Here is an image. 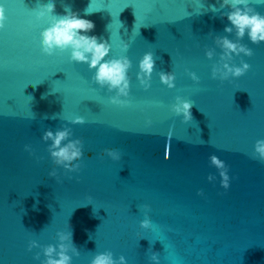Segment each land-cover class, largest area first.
<instances>
[{"label": "water", "instance_id": "1", "mask_svg": "<svg viewBox=\"0 0 264 264\" xmlns=\"http://www.w3.org/2000/svg\"><path fill=\"white\" fill-rule=\"evenodd\" d=\"M49 2L53 15L68 9L94 22L87 34L111 45L105 59L128 56L129 95L120 97L127 103L113 104L116 90L95 83V69L71 60L70 48L42 51L52 14L38 13ZM222 3L0 0L7 17L0 28V264H41L60 231L72 232L79 251L69 250L70 264H90L105 251L127 264H156L152 253L159 264H264V161L252 155L264 139V41L245 34L240 42L253 55L232 54L228 63L250 68L213 78L222 53L214 37L237 39L235 30L224 32L230 22L220 13L230 8ZM248 3L264 15V0ZM148 51L155 65L145 89L137 73ZM160 71L175 74V87L160 81ZM177 96L193 103V120L172 111ZM76 116L85 123L72 124ZM63 126L72 130L69 139L83 142L76 171L55 165L51 141L42 139L46 129ZM108 148L121 159L101 155ZM213 154L228 166L227 189ZM145 204L148 229L140 227ZM31 240L39 246L29 250Z\"/></svg>", "mask_w": 264, "mask_h": 264}, {"label": "clouds", "instance_id": "2", "mask_svg": "<svg viewBox=\"0 0 264 264\" xmlns=\"http://www.w3.org/2000/svg\"><path fill=\"white\" fill-rule=\"evenodd\" d=\"M228 6L230 8L227 12H221V16H226L230 22L226 25L224 32L233 33L235 30L236 40L229 39L228 36L216 35L214 37L215 43L222 49L220 56L221 63L213 65L212 77L226 80L229 76L240 77L250 68L246 62H241V66L230 65L228 61L232 59V54L239 55L243 53L247 56L253 55L251 48L247 47L240 41L245 34L249 37L252 43H260L264 41V15L255 11L249 6L248 0H223L221 8ZM90 7V6H89ZM47 13L52 14L55 10V4L49 2L41 6V11L38 13V18ZM213 11L219 9L213 8ZM86 14H90L88 8L85 10ZM7 17L5 9L0 6V28L5 26ZM95 28L92 20L78 16L76 12L66 9L64 15H51L50 26L41 32V47L42 51L48 55L53 54L57 49L64 51L71 49L70 59L76 62L87 63L90 69H95L93 80L101 87L107 85L108 90H116V95L111 96L110 100L113 104H125L127 101L121 100L120 97H127L129 95L130 81L128 70L131 67V61L127 55H121L119 58L105 59L108 56L111 45L96 35H88ZM211 35V33H210ZM127 42H122V49L127 51L129 48ZM214 52L212 49L207 50L206 55L211 58ZM153 52H145L142 59L139 61V72L137 79L140 84L147 89L150 87L151 74L154 70L155 60ZM192 80L199 81V77L195 72H190ZM160 81L169 88L175 87V74L173 72H159ZM176 103L173 104L172 111L177 115L183 114V121L187 122L193 120L191 108L193 103L187 99H182L180 96L176 97ZM72 124H84L85 118L83 116H76L71 120ZM72 136V130L63 126L56 131L46 129L42 133L44 141H51L48 145V151L53 159L55 165H62L69 171H76L80 165L73 163L79 161L83 155L82 140L69 139ZM66 143H62L65 142ZM30 150L29 146H25ZM107 153L113 160L121 159V151L118 149L108 148L104 149L101 155ZM255 158L264 161V139L257 140L255 144V151L252 154ZM211 165H214L219 170V175L222 177L221 185L227 189L229 187L228 166L225 161L220 159L217 155L210 156ZM50 176H56L55 169L49 173ZM209 181L215 179L211 174L207 177ZM198 194H203L200 190ZM88 199H92L90 196ZM142 207L146 210L144 212L145 218L140 221V227L144 229L152 228L153 224L148 216L149 205L145 204ZM59 239L58 245L49 244L43 248L46 259L41 264H70L72 257L68 254L69 250L79 255L78 249L72 242V232H57ZM36 240H31L29 243V250L33 247H38ZM57 248L59 249L57 251ZM58 257V258H57ZM39 259V253L36 254ZM150 260L159 264V255L152 253ZM90 264H127L125 256L121 255L117 260L113 258L111 251L97 253L91 260Z\"/></svg>", "mask_w": 264, "mask_h": 264}]
</instances>
